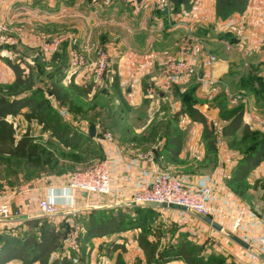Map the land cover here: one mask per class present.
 Returning <instances> with one entry per match:
<instances>
[{
	"label": "crops",
	"instance_id": "1",
	"mask_svg": "<svg viewBox=\"0 0 264 264\" xmlns=\"http://www.w3.org/2000/svg\"><path fill=\"white\" fill-rule=\"evenodd\" d=\"M191 2L184 18L187 26L183 27L171 24L183 19L180 12H173L171 0L166 14L158 9L160 0H103L99 6L88 0H0V21L45 23L47 35L51 33L48 29L58 24L54 34L65 33L64 48L72 43L79 50L92 52V58L93 50L103 47L108 55L107 69L113 75L105 84H114L122 92L119 110L107 111L105 124H91L95 127L91 142L108 161L113 192L100 196L74 190V206L60 207L56 217L89 219L84 222L86 228L91 219L116 211L134 214L139 209L128 202L130 194L163 171L190 187H209L213 219L251 247L264 248V153L247 173L238 170L241 159L259 151L264 141V0H246L243 11L225 18L217 16L216 0ZM187 33L197 40L191 58L199 69L198 77L179 80L153 96L148 90L157 83L162 61L173 55ZM4 48L0 47V82H12L13 71L1 60L12 51ZM85 70L77 75V82ZM187 92L194 100L193 107L213 130L209 142L203 124L182 111ZM232 95H238L236 102L231 101ZM118 100L114 99V104ZM238 108L243 109L241 126L232 135H224L223 126ZM244 127L250 131L247 137L242 134ZM57 180L16 195L17 203L27 208L13 217L16 226L30 220L26 215L31 210L38 213L39 198L53 192L65 194L67 189ZM204 227L208 229L206 224ZM139 231L131 234L136 237ZM83 236L84 241L96 243L113 238ZM138 250L137 257L125 259L127 264H155ZM247 257L241 255L240 259L258 264ZM159 264L187 263L182 257H173Z\"/></svg>",
	"mask_w": 264,
	"mask_h": 264
},
{
	"label": "rangeland",
	"instance_id": "2",
	"mask_svg": "<svg viewBox=\"0 0 264 264\" xmlns=\"http://www.w3.org/2000/svg\"><path fill=\"white\" fill-rule=\"evenodd\" d=\"M0 24L9 28L10 32L6 34L7 36L15 37L13 43H5L1 46L12 51L1 58L2 62L7 67H9L7 60L19 63L21 67L25 68L26 73L33 75L35 100L39 103L40 109L47 113L50 121L57 125L58 131L67 132L64 140L70 144V146H66L55 138L50 130L43 128L34 119L27 121L19 113L7 117V120L13 124L14 139L18 140L21 135L27 133L36 149V153L26 159L0 155V204H8L12 210L24 213L27 208L17 203V194L41 184L49 185L55 179H58L57 182L60 185L71 173L104 159L100 154L99 146L91 142V138H94L95 135L93 137L89 133V125L105 124V113L110 109L117 108L119 110L122 106V92L114 84H105L106 79L113 76L108 69L101 77L97 78L89 70V67H85L86 73L82 72L83 75L79 77L78 82L75 80L83 69L78 68L72 71L69 69L71 65V63L69 64L70 52L81 54L86 58L88 65L94 58L91 57L92 52L79 50L72 43L66 50L63 46L64 41L68 40L65 33L56 31L57 33L54 34V31L59 28L58 24L48 29L51 31L50 35L43 31L45 23L33 22L29 24L21 21L12 25L9 22L0 21ZM13 27L14 29H12ZM54 38H60L61 41L56 51L49 54L43 49L42 44ZM193 38L195 39L194 36ZM97 49L104 50L103 47L95 48L94 55ZM198 75L199 69L196 70V74L183 79L189 81L196 79ZM56 80H60L59 83L67 87L70 92L68 100L62 104L56 102L48 91L49 85ZM0 83L9 84L11 82ZM165 91L167 90L157 91L154 89L152 95L158 96L159 93ZM237 96L232 95V97ZM116 98L119 100L114 104ZM185 101H189L193 105L194 100L192 101L188 92L183 97L182 104ZM27 110V108L21 109V111ZM53 194L55 197L58 196L57 193L53 192ZM153 209L147 214L138 215L140 211H134V214L129 213L131 218H140L143 221L142 227L148 232V238L157 242L158 251L166 249L170 243L176 250L180 248L181 243H184L188 251H194V257L209 258V261L220 257L225 262L246 264L244 258L241 260L240 257L247 255L258 264L261 263L256 252L264 254V248L252 246V250L242 249L224 231H217L210 225L208 226L198 217V214L175 206ZM160 210L161 212H159ZM182 210H186L187 213ZM32 211L30 213L34 216L29 217L30 220L33 217L30 223H19L16 226L13 218L0 222V249L3 245H7L6 239L9 238L17 240L18 243L25 238L38 240L41 229L46 228L56 229L64 234L59 240L56 250L47 257L49 262L54 259L60 261L66 258L70 264H127L125 259L137 257L138 248L142 250L134 234H131L136 233L140 230L139 228L101 235V237L113 238L98 240L97 243L86 242L83 239V235L86 233L84 224L89 219L73 217L67 221V217L38 215L37 211ZM209 217L213 219L212 215ZM202 223H205L208 229ZM73 231H76V234L73 235L74 243H68L67 236ZM2 264L24 263L18 258H10ZM33 264H41V260L34 261Z\"/></svg>",
	"mask_w": 264,
	"mask_h": 264
},
{
	"label": "trees",
	"instance_id": "3",
	"mask_svg": "<svg viewBox=\"0 0 264 264\" xmlns=\"http://www.w3.org/2000/svg\"><path fill=\"white\" fill-rule=\"evenodd\" d=\"M192 0H171L173 3V12H181L188 10L191 6ZM246 6V0H216V14L221 18H225L234 11H243ZM8 66L14 73V79L9 84H0V155H8L22 159L28 158L36 153L35 147L32 145L28 134L21 135L18 140L14 139L13 124L7 120L8 116H15L18 113L27 120H36L43 128L50 130L51 134L63 142L66 146L70 144L64 140L66 131H58L57 125L50 121L47 113L40 109L39 103L34 96V77L31 73H26L25 68L21 67L19 63L7 60ZM62 79V78H61ZM56 80L49 85V93L56 100L62 104L66 102L70 96V92L64 85ZM183 112H186L194 121L203 124V134L207 142L212 137L213 130L206 117L189 101L183 103ZM22 108H27V111H21ZM243 109L238 108L234 111L231 119L223 126L222 132L224 135H232L240 126ZM250 131L244 127L243 137H247ZM264 153V141L261 142L260 150L248 153L241 159L238 165V170L247 173L259 162L260 157ZM134 209H139L140 214H147L154 210L152 207L134 206ZM130 214L123 211H118L116 214H110L98 220H90L86 226V235L89 237L101 236L104 234H111L113 232H120L127 229L139 228L140 231L136 235V240L139 247L143 250L146 260L151 263L159 264L173 257H182L187 264H235V262H228L222 258L210 260L204 257H194V251H188L186 244L181 243L180 248H173L172 243L166 249L158 251L157 242L148 238V235L143 226V221L131 218ZM137 217V216H136ZM32 220H27L30 223ZM38 240L32 238H25L20 243L17 240L9 238L6 239L7 245H3L0 249V264L9 260L10 258H18L24 264H33L34 261H40L41 264H70L66 258L60 261L54 259L48 261L47 257L50 253L56 250L59 240L64 236L63 232L56 229L42 228ZM3 239V240H5Z\"/></svg>",
	"mask_w": 264,
	"mask_h": 264
},
{
	"label": "built area",
	"instance_id": "4",
	"mask_svg": "<svg viewBox=\"0 0 264 264\" xmlns=\"http://www.w3.org/2000/svg\"><path fill=\"white\" fill-rule=\"evenodd\" d=\"M89 1L95 6H99L100 3L103 2V0ZM127 1L129 3L136 2V0ZM166 7L169 8L168 0H160L158 8L162 10ZM186 13L187 10L181 11L180 15H182L183 19L173 21L171 23L173 24L172 26H187V22L184 19L187 16ZM8 32H10L9 28L0 24V47L5 43H13L15 41L14 36L12 37L11 35V37H9L6 35ZM60 41V38L47 40L42 44V47L49 54H52L56 51ZM196 42L197 40L194 39L193 35L190 33H187L181 38L173 55L162 61L156 81L157 83L153 88H149L148 93L153 94L154 89L157 91L169 90L177 81L185 80L183 78L196 74V65L191 58L193 44ZM70 53L69 64L71 63V65L69 69L71 71L78 68L84 69L85 67H89V70L98 78L103 75L108 67V55L102 49H97L95 51L94 59L90 61V65L86 63V58L81 54L76 52ZM210 59L214 61V57ZM236 100L237 97H231L232 102H236ZM63 184L65 189H67L65 187L67 185L72 186L70 189L71 196L74 190L100 196L110 195L113 192L112 176L107 159H103L94 165L71 173ZM211 191L212 190L206 186L197 188L190 187L182 179L160 171L152 181L144 183L136 188L130 194L128 202L139 203L156 201L182 207L198 215L213 216V209L208 203V196L211 194ZM68 192L69 189H67L65 194ZM49 197L55 196L51 193L50 196L38 199L36 206L39 215L51 216L59 213L60 207H53L47 202ZM21 214L19 210H12L8 204H0V222L18 217ZM30 214L27 213L26 217H30ZM74 234H76V231L71 232L67 236L68 243H74Z\"/></svg>",
	"mask_w": 264,
	"mask_h": 264
},
{
	"label": "water",
	"instance_id": "5",
	"mask_svg": "<svg viewBox=\"0 0 264 264\" xmlns=\"http://www.w3.org/2000/svg\"><path fill=\"white\" fill-rule=\"evenodd\" d=\"M161 14H166L167 13V9H162L160 11ZM89 133L94 136L95 135V127L93 125H91L89 127ZM130 205H138V206H143V207H152V208H171L175 205L172 204H167V203H160V202H156V201H147V202H130ZM177 208H182V207H178L175 206ZM184 209V208H182ZM202 221H204L205 223H207L208 225H210L213 229L217 230V231H224L222 225H220L219 223H217L214 219H212L209 216H205V215H199L198 216ZM228 237L236 244H238L239 246H241L242 248L246 249V250H252V247L249 243H247L245 240L241 239L240 237H238L237 235L228 232V231H224ZM257 256L264 261V254H260L257 253Z\"/></svg>",
	"mask_w": 264,
	"mask_h": 264
},
{
	"label": "clouds",
	"instance_id": "6",
	"mask_svg": "<svg viewBox=\"0 0 264 264\" xmlns=\"http://www.w3.org/2000/svg\"><path fill=\"white\" fill-rule=\"evenodd\" d=\"M67 189H69V192L67 194H62L56 197H49L47 199V202L53 206V207H61V208H72L75 204L74 199L72 198L70 194V189L72 186L67 185L65 186Z\"/></svg>",
	"mask_w": 264,
	"mask_h": 264
}]
</instances>
